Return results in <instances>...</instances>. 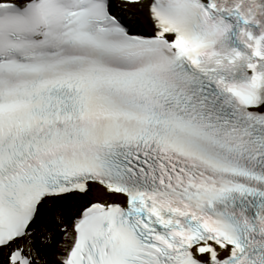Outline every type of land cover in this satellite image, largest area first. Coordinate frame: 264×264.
<instances>
[{
  "label": "snow or ice",
  "instance_id": "obj_1",
  "mask_svg": "<svg viewBox=\"0 0 264 264\" xmlns=\"http://www.w3.org/2000/svg\"><path fill=\"white\" fill-rule=\"evenodd\" d=\"M0 264H264V0H0Z\"/></svg>",
  "mask_w": 264,
  "mask_h": 264
}]
</instances>
